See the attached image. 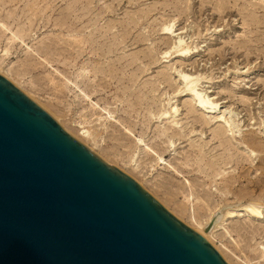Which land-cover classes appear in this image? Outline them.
Segmentation results:
<instances>
[{
  "label": "rangeland",
  "instance_id": "374dc122",
  "mask_svg": "<svg viewBox=\"0 0 264 264\" xmlns=\"http://www.w3.org/2000/svg\"><path fill=\"white\" fill-rule=\"evenodd\" d=\"M0 73L192 228L264 206V0H0ZM261 210L209 233L228 264H264Z\"/></svg>",
  "mask_w": 264,
  "mask_h": 264
},
{
  "label": "water",
  "instance_id": "95a60500",
  "mask_svg": "<svg viewBox=\"0 0 264 264\" xmlns=\"http://www.w3.org/2000/svg\"><path fill=\"white\" fill-rule=\"evenodd\" d=\"M0 264L228 262L0 73Z\"/></svg>",
  "mask_w": 264,
  "mask_h": 264
},
{
  "label": "bare ground",
  "instance_id": "6f19581e",
  "mask_svg": "<svg viewBox=\"0 0 264 264\" xmlns=\"http://www.w3.org/2000/svg\"><path fill=\"white\" fill-rule=\"evenodd\" d=\"M171 27L166 26L165 29L167 31H171L172 30ZM175 38H177V40H175V43L177 44L176 49H175V53L177 52L179 55L188 54V56H189V54H191L190 53L191 49L187 45H185L186 43L183 42V37L181 35H176ZM178 72H179L178 75L181 78V82L184 84L185 90H187L193 96V97L192 96L191 97H192V100L197 102L196 105L200 109H204L205 112L215 115L216 111L219 110V108H220L218 106L219 103L217 101H214L213 99H210L209 96L206 95V92L202 93V91H197L198 90L196 87L197 86V77H193L191 74L185 73L182 70L178 71ZM188 105H191V104H188ZM191 106H193V105H191ZM176 108H174V107L172 108L173 114H175L177 112ZM224 112H225V110L222 112L220 111L219 115H217L215 117H217V118L219 117L220 120H223L224 122L228 123L229 128H232L231 127L232 124L235 125V126H233L232 129H234V127L238 126L235 124L234 120H232V117H229V119L227 120L225 117L226 114ZM159 116H162L163 119H168L171 117V112L163 111ZM159 116H158V118H159ZM176 116H178V115H176ZM172 118H173V116H172ZM175 123H177V122H175ZM232 129H230V130L232 131ZM233 131L235 133L239 130H233ZM127 132L130 135H132V133L129 130H127ZM140 140H138V142ZM171 144H173V142H171ZM147 150L150 152H153V150H151L150 147H147ZM262 206L263 205H258L255 203H245L242 205L241 208H234L233 207V208H228L226 211L222 209L224 213L223 212H217L215 209H213V210H211V212L207 216V218L203 222H200L198 224V227L195 228V230L202 233L205 236V238H207L209 233L213 232L214 229L220 224V222L223 220V217L224 218L232 217L236 214V212H238L240 210H244V209L248 210L253 216H259L262 213L261 209L264 208V206L263 207ZM207 225H209V229H206ZM262 250H263V254H264V245L262 246Z\"/></svg>",
  "mask_w": 264,
  "mask_h": 264
}]
</instances>
